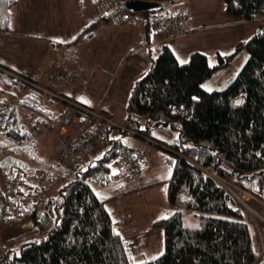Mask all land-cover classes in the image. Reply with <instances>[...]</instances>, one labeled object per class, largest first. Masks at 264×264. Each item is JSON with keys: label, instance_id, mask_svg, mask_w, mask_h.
<instances>
[{"label": "trees", "instance_id": "1", "mask_svg": "<svg viewBox=\"0 0 264 264\" xmlns=\"http://www.w3.org/2000/svg\"><path fill=\"white\" fill-rule=\"evenodd\" d=\"M100 1L95 0L96 20L71 44L91 35L98 25L111 24L110 17H97ZM175 1H163L157 8L138 13L147 19L156 9L175 6ZM222 2L233 20L264 17V0ZM16 3L0 0V30L10 28ZM127 11L132 10L119 8L116 13ZM143 31L152 33L147 26ZM159 50L156 56L150 54L148 69L130 86L124 121L129 125L134 117L145 116L146 127L135 128L137 133L148 135L152 129L176 133L171 142L165 143L167 146L157 144L162 161L170 168L163 181L164 192L171 206L197 211L199 222H186L180 210L155 219L152 227L162 230L163 254L135 262L131 241L117 231L119 220L115 221L106 207L113 196L99 195L92 186L122 176L116 165L118 142L77 172L76 178L60 184L54 195L39 199L38 183L32 182L39 170L32 169L28 159L36 151L37 132L51 120L48 104L55 101L66 110L67 102L51 97L44 105L43 93L31 78L12 70L0 71L6 86L21 93L16 96L11 92L15 101L8 107L7 100L0 101L4 114L0 123V225L32 222L22 234L39 235L15 248L6 246L0 237L4 251L0 264H264L263 259L259 261L254 233L244 220L243 209L221 184L199 168L211 166L218 176L264 199V29L230 53L217 54L214 64L199 51L191 52L189 59L180 63L167 44L160 45ZM242 50L246 59L237 74L224 87L205 90L203 84ZM144 162L136 176L127 178H136ZM114 163L117 171L111 166ZM183 194L184 206L180 204Z\"/></svg>", "mask_w": 264, "mask_h": 264}, {"label": "crops", "instance_id": "2", "mask_svg": "<svg viewBox=\"0 0 264 264\" xmlns=\"http://www.w3.org/2000/svg\"><path fill=\"white\" fill-rule=\"evenodd\" d=\"M41 1L42 3L58 4L61 0ZM18 2L19 1L17 0L16 5L12 9L10 28L7 30H0V33L19 35V42L23 41L21 39L28 36L26 38H29V42L38 47V51L36 53L30 52V62L23 63L22 65L18 66L12 65V67H9L5 63H2L3 59L0 58V71L10 73L12 70V72H17L19 74H23L24 76L26 75L31 78L33 82H36V84L48 88L57 95L73 101L74 103H77L81 106L90 108L84 103L68 98L64 94L53 89L52 84L54 82H60L51 78V70L56 64L65 65L66 68L73 74L71 81L73 84H76V87L74 88L76 94L78 91L77 87L83 83L82 81L84 80V77L89 74L86 73V75H84L86 68L95 70L99 72L103 78V84L99 90V97L96 98V103H94V108L92 109H98L101 113L110 116L118 127H121L122 125L125 126L124 130L131 134L130 136L122 138L121 135H119V132L114 129V127H112L108 130L104 141L97 144L94 146V148L90 149L83 156H81L77 160V163L73 165V169L71 170L62 168L58 165V152L60 148L67 146L79 138L82 132L88 128V122L85 116L81 119L75 118L74 124L66 130H63L60 125L61 136L55 138L53 146L51 144V150L49 149V146L45 147V143L47 142L46 140L44 143H42L37 137L38 144L36 151L33 157H31V160L28 159V164L32 169L36 167L37 164L42 165L41 167H38L39 171L36 173V175L32 177L38 183V186H41L40 190L42 193L39 192L40 199H45L47 196L53 195V193L50 192V189H52L51 186L56 185V187H58L60 184H63V182L74 178V176L77 175V172L85 169L89 163L100 157V154H103L110 147V145L115 142L121 143L122 145L133 149H146L147 153L144 165L142 167L143 170L134 179L126 178V181H131L133 183L131 186L125 187V184H120L121 186H124V188L122 187L121 193H140L139 188L156 184V181L151 182V180H156L153 179V174L150 175L151 177H145V175L150 172V164L152 159L155 158V154H158V157L161 158L160 147L155 144H147L146 141L147 139H152L162 143V145H165V143L171 142L176 137V133L172 132L170 136L158 138L153 133L159 129H152L151 131L153 132L150 131L151 133L148 135H142L137 133L135 128L130 127L131 125H127L124 121V118L127 114L125 106L130 91V86L148 69L150 63V54L153 56L158 55L160 51V45L167 44L172 49L179 62H186L189 59L191 52L199 51L208 57L210 64H214L216 62L217 54H228L233 51V49L239 43H242L248 39L247 37L240 35L239 32L245 31V29L241 27L247 25L248 23H254L260 19H264V17H261L249 21L233 20L228 14H226L224 8L223 10H217V15L210 17L204 16L202 13L203 11L195 12V9H193L192 5H189L188 8L180 6L187 9L191 16L192 32L186 36H182L171 41H163L162 35L153 33L146 34L139 26L100 24L93 30L91 35L78 41L77 43L71 44L70 42L74 40L75 37L88 24L96 20V2L93 0H88L87 5L90 9L86 12L85 17H82L80 20V29L83 28L81 31L79 29L78 31L69 33L68 30L64 28V26L57 25L54 26L57 34H53L54 32H51V29H49L50 33L36 31L43 30L46 24H40V26L35 25L34 29L32 27L29 29H23L22 25L29 23L27 19L22 25L14 21V14L17 11ZM62 19L63 17L60 15L58 20L59 24ZM223 28H226L227 30H222ZM101 38H103L104 41L102 46L100 44ZM87 40H91L90 44L93 43L92 49H94V53L93 57L91 58L87 57V55L81 54L80 52V45ZM110 42H112V46L108 45ZM3 47L4 43L0 37V48ZM41 49H43L42 53H44L43 59L40 53ZM178 53L181 55L182 59L179 57L180 55H178ZM58 59L63 61H57ZM100 59H103L104 63H100ZM67 60H70L71 62H67ZM54 61L56 62L53 63ZM77 61H81V63H78ZM230 64L220 70H217L207 81H210L216 73L227 69ZM223 76H225V74ZM230 78L231 77H227L226 80L229 81ZM6 91H10V93L12 92V90L6 86L3 80L0 79V101L6 100L5 97L9 96L7 95L8 92ZM110 91H112V95L109 96ZM76 98L78 99L79 97L77 96ZM65 107L66 106L62 107V111L60 113L61 115L63 114ZM139 120H143L145 123V128L146 117L136 116L132 121ZM136 126L138 130L144 129L143 126H141V124L138 122H136ZM47 133L48 132H46V134ZM47 135L50 136L51 134L48 133ZM117 137L119 139H115ZM151 147L158 149V151L153 150ZM46 154L48 155L46 156ZM55 164H57L60 169L56 168ZM114 170L117 171L116 168H114ZM145 179L149 181L144 182ZM117 180L118 179L115 181ZM50 184L51 186L49 187ZM45 191H48V193ZM115 196L116 195H114L113 198ZM129 213H134V209H131ZM118 220L120 219L117 218V221ZM127 222L129 224V234L131 237L136 238L139 226L136 224L135 226L134 224L131 225L129 219ZM31 226L32 222H29L27 228H30ZM255 240L256 237H254V242Z\"/></svg>", "mask_w": 264, "mask_h": 264}, {"label": "rangeland", "instance_id": "3", "mask_svg": "<svg viewBox=\"0 0 264 264\" xmlns=\"http://www.w3.org/2000/svg\"><path fill=\"white\" fill-rule=\"evenodd\" d=\"M17 11L14 14L15 22H18L20 25L23 22L27 21L29 23H25L22 25L23 29H29L32 27L34 29L35 25L46 24L43 30H36L42 33L47 32L50 33L54 32L53 34H57L55 31L54 26L62 25L64 28L68 30L69 33L74 31H78L80 29V20L82 17H85L86 12L90 9L87 5L88 0H61L58 4L53 3H42L41 0H18ZM175 5L177 6H184L188 8L189 5L193 6L195 12L203 11L204 16H214L217 15V10H223V2L222 0H176ZM62 15V21L58 22L59 16ZM37 23V24H36ZM250 26V27H249ZM60 27V26H58ZM239 27V26H238ZM249 27V28H248ZM245 31L239 32L240 35L243 37L249 38L252 36L256 31L264 29V19H260L259 21L248 23L243 27ZM83 28L80 29V31ZM222 30H227L223 28ZM28 31V30H27ZM0 37L2 42L4 43V47L0 48V58L3 59L2 63H5L9 67L12 65H22L23 63L30 62V55L32 53H36L38 51V47L34 46L29 42V38L24 37L23 41L19 42L20 36L19 35H10L7 33H0ZM177 39V38H176ZM91 40L84 41L80 45L81 54L87 55V57H93L94 49L93 43L90 44ZM39 44V43H37ZM101 46L104 44L103 38L100 39ZM92 45V46H91ZM112 46V42L108 44ZM43 49L40 50L42 59L44 58V53H42ZM103 53V52H102ZM96 54V53H95ZM178 55H180L178 53ZM181 58V55L179 56ZM182 59V58H181ZM246 59V51H240L235 59L231 62L230 66L225 69L224 71H220L216 73L214 77L203 84V88L207 91H212L215 89H220L224 87L229 81L226 80L227 77H231L232 79L238 72V70L242 67L244 61ZM57 61L62 62L63 60L58 59ZM54 61L53 63H55ZM67 62H71L67 60ZM78 62V61H77ZM78 63H81L78 62ZM100 63H104L103 59H100ZM212 63V62H211ZM78 65V64H77ZM86 73H89L86 75ZM225 74V76H223ZM84 80L83 83L78 86L77 94L74 91L76 84L71 82L57 83L54 82L52 84V88L56 91L64 94L66 97L74 99L76 101H81L79 98H83L84 100L90 101V103H84L90 108H94V103H96V98L99 97V90L103 84V78L101 77L100 73L86 68L84 71ZM223 76V77H222ZM48 85V84H45ZM50 85V84H49ZM114 88V87H113ZM112 88V91H113ZM112 91H110V95H112ZM6 96V106H10L15 100L13 99L10 91ZM16 96H20L19 92L12 91ZM56 94V93H55ZM108 96V97H109ZM83 103V102H82ZM47 109L50 112V121L48 126L39 130L37 132V137L40 139L42 143L46 140L45 147L49 146L51 150V144L55 142V138L61 136V120H60V113L62 111V107L58 105L55 101L48 104ZM0 110V123L4 120V114L1 113ZM136 122L141 124V126H145L143 120L139 121H130V127L136 128ZM123 129H120L118 126L114 127L119 132L122 138L126 136H130L131 134L127 131H124L125 126H121ZM51 128V129H50ZM170 131V132H169ZM48 132L51 134L50 136L46 134ZM153 132V131H151ZM150 132V133H151ZM173 131L167 129H159L155 131L156 137L162 138L166 136H170ZM46 134V135H45ZM152 148V147H151ZM155 151L158 149L152 148ZM48 152V151H46ZM48 154H46L47 156ZM102 155V154H100ZM33 166V165H32ZM42 165L37 164L36 167H41ZM112 168H115V163L111 164ZM56 168H59L57 164H55ZM122 172V171H121ZM153 174V179L151 182L156 181V184L149 185L147 187L139 188V192H128V193H121L122 187L131 186L133 183L131 181H126L125 174L122 173L124 176H120L117 181H112L109 184L105 185H92L93 188L97 191L99 195L103 196H114V198L108 200L106 202V207L110 210L113 214V219L117 221V218L120 220L119 226L117 231H121L123 237L129 242L131 245V249L134 256L135 262H141L143 260L151 259L158 256L163 251V236L161 228H154L152 227V222L155 219L165 217L173 210H180L182 211L185 221L190 222L191 224H197L199 222V214L195 210H191L187 207L181 206H171L166 199V195L164 192V180L170 174V168L168 164L164 163L161 158L158 157V154H155V158L152 159L150 164V172L145 175L150 176ZM151 177V176H150ZM76 178V176H75ZM148 179V178H147ZM129 180V179H127ZM1 181V180H0ZM149 181V180H144ZM32 182L35 183V180L32 179ZM148 183V182H147ZM2 184V181L1 183ZM120 184H125L121 186ZM146 184V183H142ZM51 184L49 185V187ZM38 188H41V186ZM50 192L53 195L56 193L57 187L56 185L51 186ZM40 193L41 190H39ZM48 193V191H45ZM42 196V195H41ZM264 198V197H263ZM40 199V198H39ZM247 199H243L245 202ZM238 206L243 209L244 212V220L249 224L252 232L254 233V237H256V249L260 254L259 261H264V245L261 247L260 242H264V199H260L263 204L257 203L255 200H247L245 203L238 201ZM40 205V204H39ZM131 209H134V213H129ZM138 225L139 230L137 232V237H131L129 233V224ZM136 221V222H134ZM29 223V222H28ZM28 223L20 224V223H9L5 222L0 225V237L1 240L5 243L6 246L15 248L21 242L25 241L26 239H38L39 235L25 233L22 234L24 230L28 229ZM22 234V235H21ZM16 237V238H15ZM11 238H15L12 241H8ZM1 241V242H2ZM2 242V243H3ZM254 242V243H255ZM262 243V242H261ZM1 246V243H0Z\"/></svg>", "mask_w": 264, "mask_h": 264}, {"label": "built area", "instance_id": "4", "mask_svg": "<svg viewBox=\"0 0 264 264\" xmlns=\"http://www.w3.org/2000/svg\"><path fill=\"white\" fill-rule=\"evenodd\" d=\"M119 0H102L99 2L96 13L98 18L110 17V23L121 25H133L150 29L153 34L162 35L163 41H171L176 38L186 36L192 32L191 16L187 9L180 6L156 9L146 19L141 13L127 11L117 12L120 8ZM51 78L66 84L73 78V74L63 64H56L51 70ZM42 91V104H47L51 97L59 98L67 102V108L61 118V128L66 130L74 124L75 118H83L85 116L88 122V128L82 132L79 138L74 140L67 146L60 148L58 154V163L68 169H71L77 162L78 158L83 156L97 144L104 141L107 131L111 127H116L115 121L108 115L101 113L98 109L87 108L73 101L60 97L49 89L33 84ZM7 111V108H5ZM147 144H158L152 139H147ZM117 158L116 165L125 174L126 177H134L139 172L143 161L147 154L146 149H133L124 145L116 146ZM204 173L210 175L219 184H221L235 200L245 203L247 200H255L257 203L263 204L259 198L247 192L243 188L237 186L234 182L223 179L218 176L211 166L199 165ZM185 197L180 199V204L185 205ZM243 199H247L245 202ZM39 208V207H37ZM4 256L3 248L0 246V259Z\"/></svg>", "mask_w": 264, "mask_h": 264}, {"label": "water", "instance_id": "5", "mask_svg": "<svg viewBox=\"0 0 264 264\" xmlns=\"http://www.w3.org/2000/svg\"><path fill=\"white\" fill-rule=\"evenodd\" d=\"M167 0H126L121 3L120 8L140 12L152 8H157L160 2Z\"/></svg>", "mask_w": 264, "mask_h": 264}, {"label": "snow or ice", "instance_id": "6", "mask_svg": "<svg viewBox=\"0 0 264 264\" xmlns=\"http://www.w3.org/2000/svg\"><path fill=\"white\" fill-rule=\"evenodd\" d=\"M94 2H95V0H94ZM57 42H63V41H57ZM181 63H185V61H180ZM78 99H81V101L83 102V103H90V101H87V100H84L83 98H78ZM195 99V98H194ZM237 104H239V103H242V101H237L236 102ZM115 139H119L118 137L117 138H115ZM166 218V217H165ZM163 253H161V255H162ZM153 259H155V257L153 258Z\"/></svg>", "mask_w": 264, "mask_h": 264}]
</instances>
